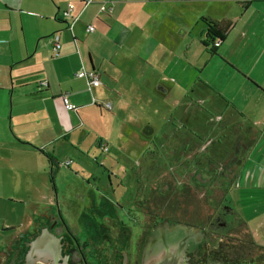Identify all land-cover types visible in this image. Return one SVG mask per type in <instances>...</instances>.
Segmentation results:
<instances>
[{
    "label": "crops",
    "instance_id": "obj_1",
    "mask_svg": "<svg viewBox=\"0 0 264 264\" xmlns=\"http://www.w3.org/2000/svg\"><path fill=\"white\" fill-rule=\"evenodd\" d=\"M71 4L70 17H55ZM186 36L203 44L205 67L216 64L245 83L242 104L225 97L219 108L227 125L241 126L230 187L245 195L241 207L250 206L251 214L240 209V219L264 249V0H0V207L11 211L23 200L41 169L54 181L46 166L51 175L64 167L58 157L78 127L76 114L82 117L91 106L100 115L120 109L128 84L115 83L117 66L124 77L143 79L144 100L154 106L168 100L163 94L174 90L182 51H191ZM81 70L97 72L100 85L78 76ZM63 93L75 110L65 107ZM21 170L27 173L22 180ZM15 226L4 221L0 228Z\"/></svg>",
    "mask_w": 264,
    "mask_h": 264
},
{
    "label": "rangeland",
    "instance_id": "obj_2",
    "mask_svg": "<svg viewBox=\"0 0 264 264\" xmlns=\"http://www.w3.org/2000/svg\"><path fill=\"white\" fill-rule=\"evenodd\" d=\"M198 39L196 36L195 40ZM185 40L191 51H185L186 46L182 51L181 72L176 75L174 90L163 94L169 97L168 100L163 99L161 103V99H157L154 102L159 104L157 106L151 104L150 98L144 100L143 79L124 77V72L117 66L115 83L121 88L128 84L127 96L119 102L120 109L117 106L114 110L103 109L104 115H100L91 106L84 109L82 117L76 114L78 127L71 131L58 157L64 167L53 169L51 175L46 166L47 177L54 181L49 183L46 176L43 178L41 169L33 175L29 194L23 200L13 204L11 211L5 206L0 207V225L4 221L16 225L3 231L0 228V264H46V257L51 258L50 246H58L59 257L62 244L76 243L75 239L84 249L93 243H105L103 236L106 233L123 227L115 221L130 224L124 210L130 205L126 201L129 195H134L136 186L140 185L138 179L141 178L142 183L148 171L166 170L171 165L170 159L163 157L162 141L167 139L171 144L169 138L172 135L177 139L192 131L196 133V142L200 139L217 141L216 130L220 126L213 118L222 116L224 111L219 104L225 97L233 104L234 100L242 104L239 98L245 83L231 72L217 70L215 60V65L205 67L204 58L201 60L203 53L199 51L205 49L203 44H196L187 36ZM188 61L192 67H186ZM102 75L104 78L105 74ZM178 97L184 100L183 103L175 100ZM103 146H107L106 150ZM207 148L190 158L192 167L199 160L217 157L214 151L219 150L218 142ZM26 175L19 171L20 180ZM111 181L113 185L118 181L126 183L117 188L115 196ZM223 186L227 188L226 203L240 217L245 195L230 187L227 180ZM23 192L21 188L20 193ZM120 194L125 198L119 199ZM248 201L250 198L246 204ZM242 210L245 215L251 214L250 206ZM237 232L243 247L253 250V258L259 255L264 264V249L254 242L242 220ZM113 235L117 237L116 233Z\"/></svg>",
    "mask_w": 264,
    "mask_h": 264
},
{
    "label": "flooded vegetation",
    "instance_id": "obj_3",
    "mask_svg": "<svg viewBox=\"0 0 264 264\" xmlns=\"http://www.w3.org/2000/svg\"><path fill=\"white\" fill-rule=\"evenodd\" d=\"M224 119L221 114L213 118L220 126L217 141L196 142L194 131L177 139L172 135L171 144L162 141L163 157L170 159L171 165L166 170L148 171L142 183L138 179L140 185L129 195L126 201L130 205L124 210L130 224L115 221L123 227L106 233L105 243H93L87 249L77 239L62 244L58 264H146L167 248H178L179 241L172 240L183 237H187L182 250L185 264H261L259 255L253 258V250L243 247L237 232L241 219L226 203L223 182L231 184L236 175L241 126L235 121L227 125ZM214 142H218L217 157L199 160L193 168L190 158L194 153L207 150ZM111 184L115 196L117 188L126 183ZM123 198L120 194L119 199ZM45 260L56 264L52 256Z\"/></svg>",
    "mask_w": 264,
    "mask_h": 264
},
{
    "label": "water",
    "instance_id": "obj_4",
    "mask_svg": "<svg viewBox=\"0 0 264 264\" xmlns=\"http://www.w3.org/2000/svg\"><path fill=\"white\" fill-rule=\"evenodd\" d=\"M184 229L186 230V228ZM172 241H175L174 243H178L179 241L178 248L169 247L163 253L151 258L149 261L146 262V264H185V262L183 261L182 250L185 247V243L187 242V237H183L181 240L179 239L177 241ZM40 242H42V240H40ZM166 244H169V242H167ZM57 248V245H54L53 247L50 246L49 248V250L51 249V256L53 257V260L56 264H58Z\"/></svg>",
    "mask_w": 264,
    "mask_h": 264
},
{
    "label": "built area",
    "instance_id": "obj_5",
    "mask_svg": "<svg viewBox=\"0 0 264 264\" xmlns=\"http://www.w3.org/2000/svg\"><path fill=\"white\" fill-rule=\"evenodd\" d=\"M87 1H91V0H87ZM73 8H74V6L71 4V5H69V7L67 9H64L61 12H58L55 17H64V18L70 17L71 11L73 10ZM94 28H95L94 25H90L88 27L89 30H94ZM57 40H58V37H56L55 43H54V52L56 54L58 53V50L60 49V44L58 43ZM219 42H220V40H215L213 42V44L215 46H217L219 44ZM77 75L80 77H87L89 79L90 85H92V86H98L101 83L98 73L94 72L93 70H88V71L81 70L77 73ZM62 100H63V103L67 109L71 110V109L76 108V106L69 101L66 93L62 94ZM106 107L110 108V103H107ZM100 144H102V143L100 142ZM103 147L106 150L107 146H103Z\"/></svg>",
    "mask_w": 264,
    "mask_h": 264
},
{
    "label": "trees",
    "instance_id": "obj_6",
    "mask_svg": "<svg viewBox=\"0 0 264 264\" xmlns=\"http://www.w3.org/2000/svg\"><path fill=\"white\" fill-rule=\"evenodd\" d=\"M208 24H209V25H214V26L217 27L218 29H219V28L221 29V27L218 26V24H216L215 22L208 21ZM220 24H223V23L221 22ZM224 30H225V29H224ZM49 158H51V161H53V159H52L51 156H49Z\"/></svg>",
    "mask_w": 264,
    "mask_h": 264
},
{
    "label": "bare ground",
    "instance_id": "obj_7",
    "mask_svg": "<svg viewBox=\"0 0 264 264\" xmlns=\"http://www.w3.org/2000/svg\"><path fill=\"white\" fill-rule=\"evenodd\" d=\"M89 26H90V25H89ZM89 26H88V27H89ZM88 30H89V29H88ZM57 41H58V43L60 44V42H59V38H58ZM60 48H61V44H60ZM59 50H60V49H59ZM59 50H58V53H59ZM75 109H76V108H75ZM75 109H71V110H75ZM68 110H69V109H68Z\"/></svg>",
    "mask_w": 264,
    "mask_h": 264
}]
</instances>
